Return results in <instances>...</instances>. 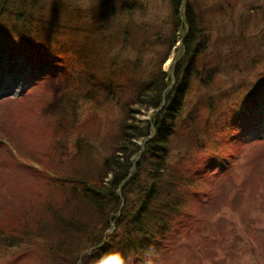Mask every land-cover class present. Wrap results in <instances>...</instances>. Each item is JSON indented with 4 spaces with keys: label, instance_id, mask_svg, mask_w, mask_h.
<instances>
[{
    "label": "trees",
    "instance_id": "16d2710c",
    "mask_svg": "<svg viewBox=\"0 0 264 264\" xmlns=\"http://www.w3.org/2000/svg\"><path fill=\"white\" fill-rule=\"evenodd\" d=\"M168 3L173 27L164 41L159 30L147 33L140 23L141 43L154 38L166 46L143 72L138 58L125 51L137 39L128 21L144 8L142 1L108 0L93 10L70 0H0V54L8 61L22 55L34 69L47 67L33 73L28 91L57 82L55 98L68 110L107 89V99L124 112L99 172L74 169L64 177L65 212L44 206L33 219L40 231L44 222L56 221V234L64 237L56 248L43 243L49 264H77L79 254V264L152 263L181 241L184 227L191 229L187 205L200 202L197 183L233 165V153L223 147L264 139V69H256L264 62V35L248 48L242 23L221 49L210 33L208 7L198 0ZM179 39V58L164 71L160 65ZM220 72L238 78L230 88L202 92ZM83 142L74 144L83 148ZM72 234L84 238L77 257L68 253Z\"/></svg>",
    "mask_w": 264,
    "mask_h": 264
},
{
    "label": "rangeland",
    "instance_id": "374dc122",
    "mask_svg": "<svg viewBox=\"0 0 264 264\" xmlns=\"http://www.w3.org/2000/svg\"><path fill=\"white\" fill-rule=\"evenodd\" d=\"M70 1L98 10V5L108 0ZM140 1L144 8L134 12L128 21L137 39L134 47L125 51L132 54L128 58H138L145 72L153 68L166 46L154 38L141 43L145 36L140 23L148 29L147 33L153 28L159 30L160 42L168 37L167 31L171 33L173 24L168 0ZM198 1L213 14L209 16L210 33L221 49L238 35L242 23L245 26L242 31L247 32L250 40L245 41L248 48L252 42H260L264 35V0ZM176 35L182 36L179 29ZM180 44V39L175 41L161 63L164 71L179 58ZM22 57L18 55L8 61L0 54L2 82L15 73L21 82L16 90H0V264H49L43 243L56 248L64 237L57 236L56 221L44 222L45 228L40 231L33 219L44 206H58L65 212L68 201L63 202L60 197L69 184L64 185V177L74 169L86 170L91 175L99 172L102 160L112 150L114 133L124 112L118 103L107 99L110 93L107 89L102 90L105 96L63 110V103L54 94L57 82L28 91L33 73L40 74L47 67L36 64L34 69ZM256 69L262 72L264 62ZM234 74L220 72L212 87L202 92L230 88L238 78ZM147 116L148 113L141 115ZM77 139L85 141L83 148L74 144ZM79 148L83 153H77ZM223 149L233 153V165L224 175L197 183L200 202L187 205L191 229L184 227L179 235L181 241L171 251H163L152 263L145 264H264V139ZM74 239L69 257H77V247L84 244V238ZM82 255H78L77 264Z\"/></svg>",
    "mask_w": 264,
    "mask_h": 264
},
{
    "label": "bare ground",
    "instance_id": "6f19581e",
    "mask_svg": "<svg viewBox=\"0 0 264 264\" xmlns=\"http://www.w3.org/2000/svg\"><path fill=\"white\" fill-rule=\"evenodd\" d=\"M20 83H21L20 78H18L17 73L11 74L10 78L5 82H2L1 77H0V90H5V89L16 90L17 87H20L19 85Z\"/></svg>",
    "mask_w": 264,
    "mask_h": 264
}]
</instances>
